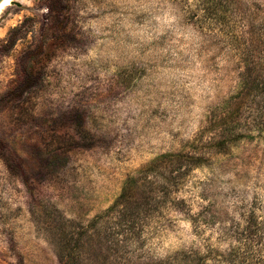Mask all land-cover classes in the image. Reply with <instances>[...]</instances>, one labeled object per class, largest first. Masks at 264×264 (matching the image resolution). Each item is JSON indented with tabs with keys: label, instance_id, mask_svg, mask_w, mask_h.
<instances>
[{
	"label": "rangeland",
	"instance_id": "obj_1",
	"mask_svg": "<svg viewBox=\"0 0 264 264\" xmlns=\"http://www.w3.org/2000/svg\"><path fill=\"white\" fill-rule=\"evenodd\" d=\"M10 1L0 264H264V0Z\"/></svg>",
	"mask_w": 264,
	"mask_h": 264
},
{
	"label": "trees",
	"instance_id": "obj_2",
	"mask_svg": "<svg viewBox=\"0 0 264 264\" xmlns=\"http://www.w3.org/2000/svg\"><path fill=\"white\" fill-rule=\"evenodd\" d=\"M252 42H254V41H252ZM11 45V44H10ZM176 171H179L177 168H176V170H174V172H176ZM137 180V179H136ZM136 180L134 179H129V183L130 182H136ZM142 181V180H141ZM128 182H127V186L129 185L128 184ZM159 190L161 191V192H163L164 191V193H165V191H167L166 190V186H161L160 188H159ZM158 190V193H159V195H161L160 194V191ZM150 192V191H149ZM154 192V191H153ZM152 192V193H153ZM151 193V192H150ZM163 193V194H164ZM162 194V195H163ZM124 197H125V192L123 191V193L120 195V197H119V199L115 202V204L113 205V207L111 208V210L112 211H115L116 209H120L118 206L119 205H122V200L124 199ZM153 197V196H152ZM151 197V198H152ZM160 199V198H159ZM153 201L154 202H156L157 201V199L155 198V197H153ZM158 202H160V201H158ZM157 202V203H158ZM117 214H119L120 215V217L118 218V220H119V222L120 223H124V225L123 226H125L126 227V223H128V220H126L127 219V216H126V214L123 212V211H118L117 212ZM258 224L255 222V220L254 219H252V218H249V219H247L246 221H245V229L243 230V234L245 235L243 238H241V241H240V248L241 249H243V252H242V254H241V257L240 258H238V259H244V258H247V256H248V252L247 251H249L248 250V248H250V246H251V244H250V238H252V236L254 235H256L258 232H259V229H258ZM127 228H128V226H127ZM247 252V253H246Z\"/></svg>",
	"mask_w": 264,
	"mask_h": 264
},
{
	"label": "bare ground",
	"instance_id": "obj_3",
	"mask_svg": "<svg viewBox=\"0 0 264 264\" xmlns=\"http://www.w3.org/2000/svg\"><path fill=\"white\" fill-rule=\"evenodd\" d=\"M12 1H10V0H7V2H6V0H3L1 3H0V12H1V10L7 5V4H10Z\"/></svg>",
	"mask_w": 264,
	"mask_h": 264
},
{
	"label": "water",
	"instance_id": "obj_4",
	"mask_svg": "<svg viewBox=\"0 0 264 264\" xmlns=\"http://www.w3.org/2000/svg\"><path fill=\"white\" fill-rule=\"evenodd\" d=\"M2 1H3V0H0V3H1ZM11 4L14 5V6L19 7V4H18V3L12 2Z\"/></svg>",
	"mask_w": 264,
	"mask_h": 264
},
{
	"label": "snow or ice",
	"instance_id": "obj_5",
	"mask_svg": "<svg viewBox=\"0 0 264 264\" xmlns=\"http://www.w3.org/2000/svg\"><path fill=\"white\" fill-rule=\"evenodd\" d=\"M6 2H7V0H6Z\"/></svg>",
	"mask_w": 264,
	"mask_h": 264
}]
</instances>
